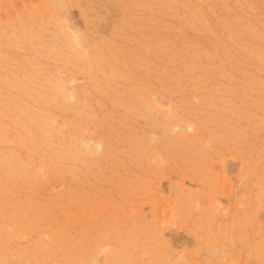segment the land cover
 Masks as SVG:
<instances>
[{"label": "rangeland", "instance_id": "1", "mask_svg": "<svg viewBox=\"0 0 264 264\" xmlns=\"http://www.w3.org/2000/svg\"><path fill=\"white\" fill-rule=\"evenodd\" d=\"M0 264H264V0H0Z\"/></svg>", "mask_w": 264, "mask_h": 264}, {"label": "bare ground", "instance_id": "2", "mask_svg": "<svg viewBox=\"0 0 264 264\" xmlns=\"http://www.w3.org/2000/svg\"><path fill=\"white\" fill-rule=\"evenodd\" d=\"M70 96V95H69Z\"/></svg>", "mask_w": 264, "mask_h": 264}]
</instances>
